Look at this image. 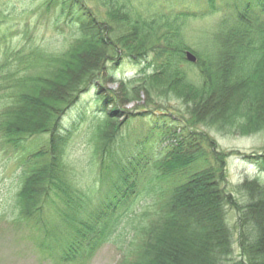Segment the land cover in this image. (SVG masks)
<instances>
[{"label":"trees","instance_id":"16d2710c","mask_svg":"<svg viewBox=\"0 0 264 264\" xmlns=\"http://www.w3.org/2000/svg\"><path fill=\"white\" fill-rule=\"evenodd\" d=\"M101 1L107 7L104 16L89 0H48V6L55 5L78 24L80 36L66 51L38 62L37 73L7 87L12 93L0 112V140L26 159L19 191L22 218L36 216L53 195H67L73 209L64 212V220L77 239V246L67 249L73 258L83 247L106 239L122 213L131 209V198L148 191L155 199L145 212L147 222L139 227L120 264H264V184L245 180L239 188L248 199L240 204L228 188L226 174L233 154L264 170V149L226 152L197 127L214 126L241 135L264 130V0H206L199 11L153 18L137 15L129 0ZM217 11L226 13L201 48L191 46L197 57L191 62L183 32L187 19ZM124 62L140 68L123 84L129 100L142 92L150 100L155 94L173 95L187 106L189 118L173 121L155 111L149 117L151 130L172 132L177 141L160 153L141 141L137 144L141 150L123 161L113 152L124 123L116 118L118 96L107 95L104 103L116 105L99 129L100 175L107 192L81 218L82 204L68 195L72 184L63 157L73 129L64 130L63 119L80 95L97 81L114 79L117 65ZM191 66L198 72L190 75ZM46 134V142H31ZM226 206L239 214V258L234 257Z\"/></svg>","mask_w":264,"mask_h":264},{"label":"rangeland","instance_id":"374dc122","mask_svg":"<svg viewBox=\"0 0 264 264\" xmlns=\"http://www.w3.org/2000/svg\"><path fill=\"white\" fill-rule=\"evenodd\" d=\"M47 1L0 0V112L7 95L12 93L7 87L17 79L37 73L38 62L50 54L66 51L80 36L78 24L68 20L66 15H61L55 5L48 6ZM89 1L88 4L101 16L105 15L107 7L101 0ZM129 3L137 15L153 18L180 10L199 11L205 6L206 0H129ZM225 13L217 11L201 18L187 19L183 32L190 47L188 51L194 53L191 46L194 49L202 47L206 38L217 29ZM139 69V66L129 62L117 65V70L113 72L114 79L97 81L91 85L63 119L64 130L73 129L63 157L72 184L68 195L82 204V207L78 206L81 218L99 204L107 192L100 175L103 148L99 129L106 115L116 106L114 102L104 103L107 95L118 96L119 111L116 118L124 123L115 137L113 152L119 154L123 161L141 150L137 145L141 141H148L157 153L177 141L172 132L159 134L151 130L149 117L155 111L166 113L173 121L189 118L187 106L173 95L165 97L155 94L150 100L142 92L140 96L129 100L122 87ZM195 72H198L196 67H189L190 75ZM75 121L78 122L77 126L72 127ZM197 127L208 133L220 150L263 152L264 130L241 135L225 133L214 126ZM48 138L46 134L31 142L40 145ZM25 160L22 152L5 147L0 140V264H120L139 227L147 222L145 212L152 207L154 195L143 191L131 198L128 202L131 209L122 213L118 224L110 229L106 239L97 245L90 244L87 249L83 247L80 252H75V257L69 258L67 249L72 245L76 247L77 239L73 229L64 220V212L72 213L73 209L72 204L67 202V195H53L44 203L43 209L29 220L21 216L19 191L24 183L21 173ZM226 174L228 188L240 204H245L248 199L239 188L245 180L254 179L264 184V170L237 154L227 160ZM226 213L233 231L234 257L239 258V214L231 206H226ZM92 246L95 247L92 249Z\"/></svg>","mask_w":264,"mask_h":264},{"label":"water","instance_id":"95a60500","mask_svg":"<svg viewBox=\"0 0 264 264\" xmlns=\"http://www.w3.org/2000/svg\"><path fill=\"white\" fill-rule=\"evenodd\" d=\"M187 58L191 61V62H196L197 61V57L194 53H192L191 51H187Z\"/></svg>","mask_w":264,"mask_h":264}]
</instances>
